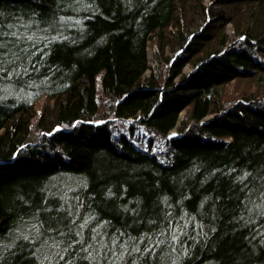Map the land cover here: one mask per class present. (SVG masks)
Returning a JSON list of instances; mask_svg holds the SVG:
<instances>
[{"label":"trees","instance_id":"trees-1","mask_svg":"<svg viewBox=\"0 0 264 264\" xmlns=\"http://www.w3.org/2000/svg\"><path fill=\"white\" fill-rule=\"evenodd\" d=\"M0 264H264V0H0Z\"/></svg>","mask_w":264,"mask_h":264},{"label":"rangeland","instance_id":"rangeland-1","mask_svg":"<svg viewBox=\"0 0 264 264\" xmlns=\"http://www.w3.org/2000/svg\"><path fill=\"white\" fill-rule=\"evenodd\" d=\"M207 3L210 2V0H206ZM150 59L152 62V54L150 51ZM98 78L100 79V75L98 76ZM129 120H124L123 122L118 124V127L122 130V131H127L128 130V122ZM138 132H142V134L144 133V131H136L135 135L137 134V136H139ZM144 135H146V137H151L153 140V144L152 147H150L151 149L149 150L150 153H154V154H158L159 156H165L166 155H170L171 151L170 150V145L166 143L165 138L162 135H158L155 134L154 132L150 131L149 133L147 132V134L145 133ZM137 141L138 144L145 150H147L146 144L141 141V137H137Z\"/></svg>","mask_w":264,"mask_h":264},{"label":"water","instance_id":"water-1","mask_svg":"<svg viewBox=\"0 0 264 264\" xmlns=\"http://www.w3.org/2000/svg\"><path fill=\"white\" fill-rule=\"evenodd\" d=\"M180 136L181 134L176 129H174L166 134V139L172 141V140L177 139Z\"/></svg>","mask_w":264,"mask_h":264},{"label":"bare ground","instance_id":"bare-ground-1","mask_svg":"<svg viewBox=\"0 0 264 264\" xmlns=\"http://www.w3.org/2000/svg\"><path fill=\"white\" fill-rule=\"evenodd\" d=\"M173 130H174V129H173ZM143 131H144V130H143ZM169 132H170V131H169ZM178 132H179V131H178ZM144 133L147 134V131H144ZM148 133H149V132H148ZM166 134H167V133L162 134V136L165 138L166 143L169 144L170 140H167V139H166ZM172 141H173V140H172ZM152 144H153V142L149 145V148L152 147ZM169 145H170V144H169ZM149 148H148V150H149Z\"/></svg>","mask_w":264,"mask_h":264}]
</instances>
